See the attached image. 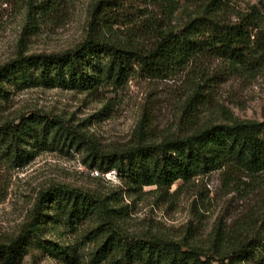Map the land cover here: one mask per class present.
Wrapping results in <instances>:
<instances>
[{
  "label": "rangeland",
  "instance_id": "rangeland-1",
  "mask_svg": "<svg viewBox=\"0 0 264 264\" xmlns=\"http://www.w3.org/2000/svg\"><path fill=\"white\" fill-rule=\"evenodd\" d=\"M26 1L0 0V67L17 57L59 54L74 49L87 34L89 11L101 0H51L54 11L29 18ZM39 1V0H31ZM105 1V0H104ZM123 3L121 16L144 15L143 4ZM227 19L254 8L264 29V0H230ZM138 7L140 10L136 11ZM152 15L162 19L157 8ZM127 20L113 26L124 41ZM181 9L170 24L180 28ZM146 46H149L146 44ZM0 101V125L18 124L33 114L61 120L83 134L87 147L103 154L135 145L141 124L144 136L159 142L194 128L222 125L234 120L264 121V69L252 75L234 73L218 59L202 57L169 79H147L138 74L120 86L93 92L59 88L9 86ZM194 99L195 109L188 108ZM194 104H192L194 106ZM191 107V106H189ZM193 110V111H192ZM23 165L0 149V243L20 233L29 221L38 196L55 187L76 189L104 200L113 210L118 231L128 237H155L204 248L214 229L242 224L252 232L264 219V175L227 176L216 171L189 181H177L169 189L156 185L137 190L114 171L106 174L89 166L87 153L50 146L38 148ZM98 222L88 219L75 229L63 222L46 226L43 239L75 251V264H89L101 238L88 235ZM1 264V263H0ZM18 264H65L39 250L29 251ZM107 264V263H104Z\"/></svg>",
  "mask_w": 264,
  "mask_h": 264
},
{
  "label": "trees",
  "instance_id": "trees-1",
  "mask_svg": "<svg viewBox=\"0 0 264 264\" xmlns=\"http://www.w3.org/2000/svg\"><path fill=\"white\" fill-rule=\"evenodd\" d=\"M229 1L132 0L144 5L145 13L131 19L120 15L123 3L101 0L89 11L86 37L74 49L19 56L1 66L0 101L7 98V85L93 92L120 86L136 74L169 79L202 57L218 59L234 73L252 75L264 69L260 15L251 8L249 13H237L236 21L231 22L227 19ZM26 4L27 15L34 21L37 15L54 11L57 3L30 0ZM149 7L157 8L162 19L153 16ZM180 9L183 23L178 29L170 22ZM126 20L130 31L120 41L112 28ZM191 100L188 108L194 110L195 101ZM137 130L135 145L103 154L87 147V138L65 122L33 114L21 117L18 124L0 125V149L23 165L35 154L27 148L82 147L88 152L91 168L102 174L114 171L137 190L153 185L169 189L177 181L216 171L249 178L264 175V121L205 125L159 142L145 137L141 124ZM92 218L98 225L88 235L101 241L89 264H264V219L251 233L242 224L227 230L217 227L204 248L155 237L134 238L118 231L113 210L104 200L63 186L38 196L29 221L17 237L0 243V263L18 264L29 251L39 250L65 264H75L73 249L43 239L46 226L63 222L75 229Z\"/></svg>",
  "mask_w": 264,
  "mask_h": 264
}]
</instances>
